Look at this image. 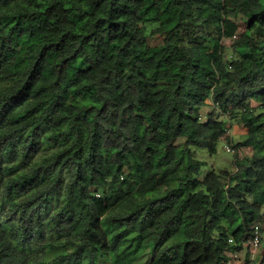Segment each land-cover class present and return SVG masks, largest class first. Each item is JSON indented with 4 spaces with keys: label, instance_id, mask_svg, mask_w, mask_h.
Wrapping results in <instances>:
<instances>
[{
    "label": "trees",
    "instance_id": "16d2710c",
    "mask_svg": "<svg viewBox=\"0 0 264 264\" xmlns=\"http://www.w3.org/2000/svg\"><path fill=\"white\" fill-rule=\"evenodd\" d=\"M257 224L264 0H0V264H230Z\"/></svg>",
    "mask_w": 264,
    "mask_h": 264
},
{
    "label": "rangeland",
    "instance_id": "374dc122",
    "mask_svg": "<svg viewBox=\"0 0 264 264\" xmlns=\"http://www.w3.org/2000/svg\"><path fill=\"white\" fill-rule=\"evenodd\" d=\"M234 42V38H224L222 40V44L225 48H227L228 53H231V45ZM228 54V56H229ZM227 58V55H225ZM207 102L212 104V100L208 99ZM211 110L210 108H205V111ZM205 118V117H203ZM229 128L227 132V138L221 139L217 151L211 153L207 147L198 148L195 152L197 159L202 160L204 162L202 168V175L208 173L211 170L221 171V170H229L233 171L236 168L235 165V156L240 157H250L252 154V149L250 147L237 145L238 142L243 141L245 139V135L247 132L246 128L237 121H229ZM235 148V152H229L227 147ZM264 241V236H263ZM262 244L261 247H263ZM261 261L260 258L255 260L252 264H259Z\"/></svg>",
    "mask_w": 264,
    "mask_h": 264
},
{
    "label": "crops",
    "instance_id": "0c3cea01",
    "mask_svg": "<svg viewBox=\"0 0 264 264\" xmlns=\"http://www.w3.org/2000/svg\"><path fill=\"white\" fill-rule=\"evenodd\" d=\"M262 244H264V241ZM262 244L254 249L248 243H245L242 251L236 253L229 252L230 264H252L258 258L261 259L259 264H264V245L261 247Z\"/></svg>",
    "mask_w": 264,
    "mask_h": 264
},
{
    "label": "built area",
    "instance_id": "2783aa9c",
    "mask_svg": "<svg viewBox=\"0 0 264 264\" xmlns=\"http://www.w3.org/2000/svg\"><path fill=\"white\" fill-rule=\"evenodd\" d=\"M227 150L229 152H235V148L233 147H227ZM263 236H264V232L261 231L260 226L257 224L254 227V234L251 237V239L247 242L249 246H252V248L256 249L258 248L262 242H263ZM232 241V240H231Z\"/></svg>",
    "mask_w": 264,
    "mask_h": 264
},
{
    "label": "clouds",
    "instance_id": "9594fccd",
    "mask_svg": "<svg viewBox=\"0 0 264 264\" xmlns=\"http://www.w3.org/2000/svg\"><path fill=\"white\" fill-rule=\"evenodd\" d=\"M263 243V242H262ZM230 263V262H229Z\"/></svg>",
    "mask_w": 264,
    "mask_h": 264
}]
</instances>
